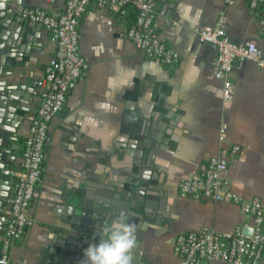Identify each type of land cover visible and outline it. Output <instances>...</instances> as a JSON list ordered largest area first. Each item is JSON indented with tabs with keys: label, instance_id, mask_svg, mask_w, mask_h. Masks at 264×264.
Segmentation results:
<instances>
[{
	"label": "crops",
	"instance_id": "obj_1",
	"mask_svg": "<svg viewBox=\"0 0 264 264\" xmlns=\"http://www.w3.org/2000/svg\"><path fill=\"white\" fill-rule=\"evenodd\" d=\"M227 1L177 0L169 15L160 14L164 6H157L158 35L181 56V63L173 69L149 61L127 39L126 19L94 8L84 16L80 51L90 70L69 96L65 112L51 123L42 182L29 212L32 226L14 247L12 264H40L45 258H56L71 234L65 231L72 226L78 228L70 223L75 210L68 208L67 200L94 192L92 186H96L103 172L131 159L127 152H131L132 141L127 133L143 117L153 119L159 101L173 112L172 121L180 123L169 130L165 151L155 158V164L163 170L145 167L164 176L162 188L169 211L161 223L142 222L145 230H137L136 252L141 256L140 262L180 264L174 253L179 234L221 233L251 225L236 205L183 199L178 192L181 179L192 177L202 163L218 153L220 129L227 126V142L240 145L243 153L230 165L226 180L236 194L260 197L264 204V72L250 61L235 63L234 97L225 103L222 82L215 78L217 49L201 44L197 37L200 30L214 29L219 13L225 9L233 43L254 41L264 47V36L249 10V0H232V4ZM65 2L0 0V23L10 22L19 7L57 14ZM31 28L28 40L16 43L8 38L4 48H10L14 56L25 54L24 66L0 78L10 88L20 89L21 105L28 109L26 113L20 111L22 123L13 120L11 124L19 125L17 135L22 147L40 102L44 67L56 50L50 31ZM14 62L15 59H8L7 66ZM22 147L16 153L15 163L10 164L11 169L18 168ZM8 214L9 208L6 214L0 213V246ZM72 234L84 237L83 233Z\"/></svg>",
	"mask_w": 264,
	"mask_h": 264
},
{
	"label": "built area",
	"instance_id": "obj_2",
	"mask_svg": "<svg viewBox=\"0 0 264 264\" xmlns=\"http://www.w3.org/2000/svg\"><path fill=\"white\" fill-rule=\"evenodd\" d=\"M55 2L56 0H50ZM177 0H66L57 14L34 7H19L15 12L18 22L29 27L50 31L56 50L44 67L40 85L43 90L38 107L30 120L24 138L20 162L12 169V193L9 214L0 246V264H12V252L25 237L32 219L30 209L42 182V169L51 123L65 112L69 96L84 79L90 65L81 54L80 26L90 9L112 11L127 21L126 37L149 61L173 69L181 63L180 54L161 40L156 29L159 16L157 6L162 4L167 14ZM232 4V0L227 1ZM249 10L264 36V0H249ZM132 11V12H131ZM201 44L217 49L215 78L222 82L223 101L234 97L232 73L235 63L250 61L264 72V47L254 41L233 43L227 30V12L223 9L212 30L197 32ZM227 126L220 129L221 147L217 154L202 163L192 177L181 179L179 196L198 202L230 203L238 206L250 219V226H238L233 231L185 232L176 237L175 256L180 264H262L264 261V204L260 197L246 198L236 194L226 180L230 165L238 160L243 149L227 142ZM249 228L251 234H246Z\"/></svg>",
	"mask_w": 264,
	"mask_h": 264
},
{
	"label": "water",
	"instance_id": "obj_3",
	"mask_svg": "<svg viewBox=\"0 0 264 264\" xmlns=\"http://www.w3.org/2000/svg\"><path fill=\"white\" fill-rule=\"evenodd\" d=\"M13 19L10 22L0 23V78L8 77L16 69L24 66L25 54L14 56L11 55L14 52H9L10 48H4L8 38L18 43L19 40H26L33 31L24 23L15 22V17ZM2 27L6 30L4 31ZM16 52L21 54L20 51ZM19 57L23 61H19L17 59ZM12 58L15 62L8 67V59ZM19 91L18 87L10 88L7 81L0 82V163L8 159L13 165L16 161V153L20 150V147L13 146V143L17 142L16 139H11L13 135L17 136L19 125L13 126L15 132L4 127L11 126L13 120L22 123L23 116L20 111L28 112V109L21 105L23 97ZM166 105L159 101L153 119L143 117L142 121L137 122L127 133L132 141L129 149L134 152H127V156L131 159L120 161L118 166L103 172L96 186H92L95 187L94 192L87 193L86 196H73L67 200L68 208L75 210L70 223L77 225L78 228L72 226L67 231L64 229L66 233L69 231L71 234L65 239L59 254L56 258L43 259L40 264H82L88 246L103 239L104 228L121 213L127 216L130 223L137 226V230H145L142 222L156 225L165 219L169 209L167 196L162 188L164 176L157 175L155 171L145 167L157 171L163 170L155 164V158L160 151H165L163 146L167 144L169 130H173L180 123L179 120L172 121L173 112L168 111ZM1 169L0 165V172ZM1 180L0 177V213L4 214L9 195ZM1 192H6L7 195ZM72 233H83L84 237H76ZM245 233L251 234V230H245ZM132 257L133 264H142L136 247Z\"/></svg>",
	"mask_w": 264,
	"mask_h": 264
},
{
	"label": "clouds",
	"instance_id": "obj_4",
	"mask_svg": "<svg viewBox=\"0 0 264 264\" xmlns=\"http://www.w3.org/2000/svg\"><path fill=\"white\" fill-rule=\"evenodd\" d=\"M136 232L137 226L121 213L104 228V238L88 246L82 264H133Z\"/></svg>",
	"mask_w": 264,
	"mask_h": 264
},
{
	"label": "flooded vegetation",
	"instance_id": "obj_5",
	"mask_svg": "<svg viewBox=\"0 0 264 264\" xmlns=\"http://www.w3.org/2000/svg\"><path fill=\"white\" fill-rule=\"evenodd\" d=\"M5 128L12 131V132L13 131L15 132V129L12 126H6L5 125ZM11 139H13V140L16 139V141H17L16 143H13V146L15 148L22 147V140L20 139V137H18V135L17 136L13 135V137ZM0 165L2 167L1 172H0V177L2 178L1 181L5 184V185H3V187L8 190V195H9L8 201H9V198H10L11 193H12L11 181L9 179L10 178L9 175H10V172L12 170L10 167L11 166L10 161L8 159H6L5 161H2V163H0ZM9 189H10V191H9ZM8 201H7V205H6V213L8 212V208H9Z\"/></svg>",
	"mask_w": 264,
	"mask_h": 264
}]
</instances>
